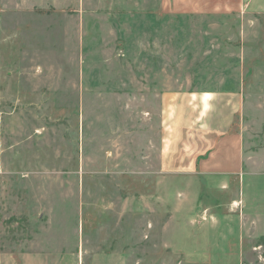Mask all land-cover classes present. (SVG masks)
Returning a JSON list of instances; mask_svg holds the SVG:
<instances>
[{"label":"rangeland","instance_id":"374dc122","mask_svg":"<svg viewBox=\"0 0 264 264\" xmlns=\"http://www.w3.org/2000/svg\"><path fill=\"white\" fill-rule=\"evenodd\" d=\"M263 8L0 0V264H264ZM184 94L233 115L238 177L163 166Z\"/></svg>","mask_w":264,"mask_h":264},{"label":"crops","instance_id":"0c3cea01","mask_svg":"<svg viewBox=\"0 0 264 264\" xmlns=\"http://www.w3.org/2000/svg\"><path fill=\"white\" fill-rule=\"evenodd\" d=\"M254 5L262 7L264 0H161V8L169 15H243ZM182 96V93L165 95V103L177 104ZM202 100L201 95L184 94L182 102H186L187 111H180L174 117L178 120L172 122L184 136L173 141L176 146L163 148L165 152V148L169 147V150L163 151L162 164L181 166L187 173L213 179L236 178L243 167V141L239 132H231L233 115L229 111L225 115L214 114L213 109L205 111ZM4 261H10V253L3 246L0 225V263Z\"/></svg>","mask_w":264,"mask_h":264}]
</instances>
